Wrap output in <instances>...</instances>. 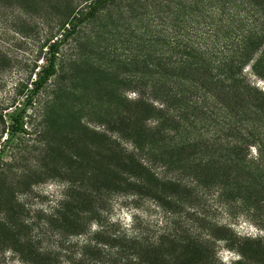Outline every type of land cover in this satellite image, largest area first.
<instances>
[{
	"label": "rangeland",
	"instance_id": "rangeland-1",
	"mask_svg": "<svg viewBox=\"0 0 264 264\" xmlns=\"http://www.w3.org/2000/svg\"><path fill=\"white\" fill-rule=\"evenodd\" d=\"M92 1L0 0V264H69L67 258L77 257L86 237L96 236L97 224H89L86 235L70 236L53 232L49 223L63 211L79 159L86 155L84 161H90L87 151L99 153L122 138L124 133L111 130L116 122H123V132L145 119L149 127L151 107L158 104L153 102L169 87L183 90L186 117L194 121L175 132L183 148L177 150L174 173L158 165L151 172L181 178L182 185L192 184L196 192L183 197L171 216L144 192L111 194L102 203L101 220L126 236L141 234L146 240L189 229L184 236L199 238L205 256H211L203 264H264V184L254 176L256 154L248 149L238 155L223 147V141L222 146L213 142L206 152V110L203 114L190 106L201 94L190 80L206 85V69L194 74L175 64L189 54V46L220 47L249 31L246 14L253 17L263 1L116 0L61 45L56 76L30 99L31 83L46 66L50 45L61 40L67 16H78ZM158 72L168 80L164 87L151 86L149 79ZM245 74L258 91L246 98L264 112V80L250 68ZM177 78L187 83L181 87ZM152 88L157 97L137 102L142 96L146 100ZM225 93L218 92L216 100L236 112L240 99ZM201 105L205 108L206 101ZM23 107L26 134L9 141L7 115ZM103 133L105 138L99 136ZM198 138L205 144L201 150L185 147L186 140ZM122 141L121 147L129 148ZM238 158L252 169L241 168ZM98 172L101 178L105 171ZM227 176L237 179L238 190L222 192ZM206 178L212 182L207 191ZM180 253L176 264L183 263Z\"/></svg>",
	"mask_w": 264,
	"mask_h": 264
},
{
	"label": "trees",
	"instance_id": "trees-1",
	"mask_svg": "<svg viewBox=\"0 0 264 264\" xmlns=\"http://www.w3.org/2000/svg\"><path fill=\"white\" fill-rule=\"evenodd\" d=\"M115 1L93 0L78 16L71 17L70 14L67 16L63 23L61 40L50 45L47 64L41 68L31 83L33 88L30 91V99L38 95L48 81L56 76V60L61 45L73 39L82 26ZM262 1L261 4L264 3V0ZM246 3L250 7L248 3L251 1ZM259 8L253 11V17L246 14L244 22L249 23V31L235 35L232 40L222 42L220 47L219 43L206 47L189 46L187 48L189 54L181 56L175 64L179 69L187 67L194 71V74L203 68L206 69V75H203L206 85L196 86L195 80H190L194 82L192 89L201 93L194 100V105L190 102V106L201 109L203 114L206 110V152L214 146L213 142L221 144L222 141L223 147L227 146L228 151H236L238 155L253 149L256 154L252 166L256 171L254 176H257L260 184L263 185L264 112L247 100L248 95L256 96L254 93L258 91L253 86L250 87L245 74V68H250L254 76L264 80V4ZM245 10L249 11L248 8ZM157 75V78L148 77L151 86H166L168 80H164L163 73L160 76L158 72ZM177 79L179 81L182 78ZM185 83H187L185 80H181L180 86H184ZM218 92H227L225 94L228 96L233 94V97L240 99L242 105L237 106L236 112H232L229 104L221 101L218 103L219 99L216 100ZM183 94V90L169 87L168 90L160 93L158 102H153L158 104L151 107L153 121L149 127L144 126L145 119L137 127L134 125L128 127V125L123 132V128L119 127V124L123 122H116L111 130L114 133H124L122 138L117 137L113 146L106 145L99 153L91 155L87 151L86 154H89L92 159L90 161L88 159L84 161L86 155L79 159L77 174L68 182V196L67 201L63 202V211L49 224L53 232L66 233L70 236L86 235L88 225L91 223L97 224L98 231L95 237H86L75 259L67 258L69 264H176L175 254L178 251L181 252L180 257L183 262L181 264H203L208 260L207 257H211L205 256L199 238L184 236L189 229L185 230L184 234L170 230L152 240H146L141 234L126 236L116 230L113 223L105 224L100 218V214L104 211L102 203L105 197L111 194L144 192L171 216L182 204L183 197L189 198L193 192H196L192 184L182 185L181 178L161 177L151 172L155 165H158L157 169L168 174L174 173L176 169L175 156L178 148L183 146H179L176 142L175 132L183 123L187 130L189 124L187 121H194L186 117L189 108L188 103L183 101L185 99ZM146 97V100L144 96L140 97L137 102L143 105L147 100L149 101V98L157 97V90L150 89ZM204 101H206L205 108L201 105ZM26 103L30 105L29 100ZM7 119L10 122L6 128L10 133L9 141L17 135L26 134L25 107L8 114ZM126 120L130 121L131 118ZM99 136L105 138L104 133ZM122 140L129 142V148L121 147ZM184 145L189 149L201 150L205 144L198 138L186 140ZM186 159H190V156ZM236 161L241 168L247 171L252 169L244 159L238 158ZM101 168L105 172L99 178L98 170ZM68 170L71 171V169ZM188 171L192 173L193 168H188ZM236 180L227 176V179L220 184L222 192L238 190ZM194 181L198 186L197 180L194 179ZM211 183L206 178V191L211 187ZM237 249V252L242 255L241 248L238 246ZM205 264H211V262L208 261Z\"/></svg>",
	"mask_w": 264,
	"mask_h": 264
},
{
	"label": "clouds",
	"instance_id": "clouds-1",
	"mask_svg": "<svg viewBox=\"0 0 264 264\" xmlns=\"http://www.w3.org/2000/svg\"><path fill=\"white\" fill-rule=\"evenodd\" d=\"M225 259H227V257H225Z\"/></svg>",
	"mask_w": 264,
	"mask_h": 264
}]
</instances>
